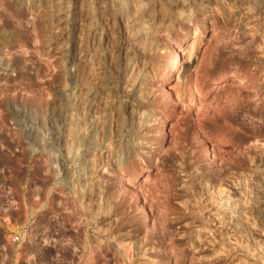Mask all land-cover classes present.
I'll use <instances>...</instances> for the list:
<instances>
[{
    "label": "rangeland",
    "instance_id": "374dc122",
    "mask_svg": "<svg viewBox=\"0 0 264 264\" xmlns=\"http://www.w3.org/2000/svg\"><path fill=\"white\" fill-rule=\"evenodd\" d=\"M0 264H264V0H0Z\"/></svg>",
    "mask_w": 264,
    "mask_h": 264
},
{
    "label": "bare ground",
    "instance_id": "6f19581e",
    "mask_svg": "<svg viewBox=\"0 0 264 264\" xmlns=\"http://www.w3.org/2000/svg\"><path fill=\"white\" fill-rule=\"evenodd\" d=\"M252 45H253V44H252ZM173 60H174L173 63H176L177 60H178V55L175 54V58H174ZM224 85H226V84H224ZM245 86H247V84H246L245 82H243V80H238V84L235 85V87H237V88H241V87H245ZM131 112H132V111H131ZM133 113H134V112H133ZM146 114H147V113H146ZM133 120H134V119H133ZM135 120H136V119H135ZM131 121H132V120H131ZM139 123H140V122H139ZM133 124H134V123H133ZM141 124H142V123H141ZM140 127H141V126H140ZM133 129H134V128H133ZM124 142H125V141H124ZM115 147H116V146H115ZM198 148H199V147H198ZM118 152H119V151H118ZM117 161H118V160H117ZM114 162H115V161H114ZM163 197H164V196H163ZM163 197H162V198H163ZM170 197H171V196H170ZM168 201H169V200H168ZM202 202H203V201H202ZM237 203H238V202H237ZM164 204H165V203H164ZM164 204H163V206H164ZM197 206H198V205H197ZM234 206L236 207L235 204H234ZM201 207H202V206H201ZM238 207H239V206H238ZM165 208H166V207H165ZM203 208H204V207H203ZM204 209H205V208H204ZM235 209H237V210L233 211V212H235L234 214H236V213L238 214L239 212H241L240 209H238V208H235ZM160 210H162V209H160ZM165 210H166V209H165ZM165 210H164L163 212H165ZM200 211L202 212V210H200ZM237 214H236V216H237ZM144 215H145V214H144ZM164 215H165V214H164ZM164 215H163V216H164ZM197 215H198V214H197ZM166 216H167V215H166ZM166 216H165V217H166ZM200 216H201V215H200ZM145 217H146V215H145ZM165 217H164V218H165ZM237 217H238V216H237ZM239 217H240V216H239ZM166 218H167V217H166ZM235 218H236V217H235ZM235 218H234V219H235ZM238 219H239V218H238ZM164 220H165V219H164ZM198 220H199V219H198ZM235 220H236V219H235ZM235 220H234V221H235ZM234 221H233V222H234ZM236 221H237V220H236ZM238 221H239V220H238ZM162 223H164V222H162ZM165 223H166V222H165ZM233 224H235V223H233ZM233 226H235V225H233ZM236 226H238V225H236ZM162 227H163V226H162ZM107 229H109V228H107ZM160 230H161V229H160ZM107 239H108V238H107ZM89 242L91 243L92 241H89ZM93 244H95V243H93ZM89 245H90V244H89ZM95 246H96V245H95ZM97 247H98V246H97ZM92 248H93V245H92ZM90 250H91V249H90ZM97 250H98V249H97ZM93 251L96 252L95 249H94ZM98 251H99V250H98ZM100 255H101V254H100ZM100 255H99V256H100ZM95 257H96V256H95ZM101 257H102V255H101ZM100 260H101V259H100Z\"/></svg>",
    "mask_w": 264,
    "mask_h": 264
},
{
    "label": "built area",
    "instance_id": "2783aa9c",
    "mask_svg": "<svg viewBox=\"0 0 264 264\" xmlns=\"http://www.w3.org/2000/svg\"><path fill=\"white\" fill-rule=\"evenodd\" d=\"M23 231L20 230L17 234H15L13 237L10 238V241L12 244H17L19 245L20 243H23Z\"/></svg>",
    "mask_w": 264,
    "mask_h": 264
}]
</instances>
